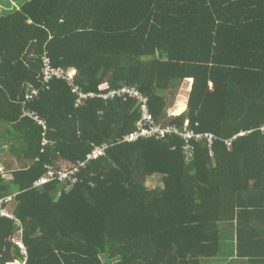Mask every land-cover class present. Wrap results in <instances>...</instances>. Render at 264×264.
I'll use <instances>...</instances> for the list:
<instances>
[{
	"label": "trees",
	"instance_id": "obj_1",
	"mask_svg": "<svg viewBox=\"0 0 264 264\" xmlns=\"http://www.w3.org/2000/svg\"><path fill=\"white\" fill-rule=\"evenodd\" d=\"M45 55L87 93L137 86L159 124L213 134V155L178 134L123 141L137 101L77 103ZM263 127L264 0H2L0 163L19 166L0 171V264H264ZM102 144L75 180L36 185Z\"/></svg>",
	"mask_w": 264,
	"mask_h": 264
},
{
	"label": "built area",
	"instance_id": "obj_2",
	"mask_svg": "<svg viewBox=\"0 0 264 264\" xmlns=\"http://www.w3.org/2000/svg\"><path fill=\"white\" fill-rule=\"evenodd\" d=\"M42 71L46 82H49L52 78L67 79L73 87V92L78 95L77 103H82L87 98L95 96H100L105 100H113L115 98H124L125 100H136L139 105L141 117L137 123L136 130L126 135L123 138V141L134 142L141 138H164L170 134H178L185 139L187 144V152H190V154L193 153L194 144L199 141L206 140L211 155H213L212 147L215 141V136L213 134L196 132L195 130L188 127V123L184 130H180L178 126L173 124H159L153 112L151 111L149 96L143 93L137 86L125 85L100 94L95 92L87 93L83 91L79 85L74 84L75 75L77 74V70L75 68L66 70L63 67L54 66L51 63V60L48 55H45L43 57ZM34 93L36 94V91H34ZM40 123H42V121H40ZM226 143L228 145L231 144L230 141H226ZM108 147V144L95 145L94 148L87 154L85 161H80L76 165L69 167L67 170L56 169L55 167L48 165L47 172L36 182V185L47 183L56 178L61 181L75 180L76 173L80 170V167L86 166V163L88 161L97 159L105 155L106 149ZM13 200L14 198L12 196H9L7 198H0V214L2 216L14 218L13 213L10 212L7 208V205ZM11 240L14 242L15 245H18L20 247L21 252L23 254L27 253V247L23 238V229L19 228L16 232H14L11 235Z\"/></svg>",
	"mask_w": 264,
	"mask_h": 264
},
{
	"label": "crops",
	"instance_id": "obj_3",
	"mask_svg": "<svg viewBox=\"0 0 264 264\" xmlns=\"http://www.w3.org/2000/svg\"><path fill=\"white\" fill-rule=\"evenodd\" d=\"M187 81H188L187 85L185 87L183 86L181 94H179V93L177 94V96L175 98V103H174L173 107L170 109V114L177 115V114H181L184 111H186V109L188 107L189 95H190V91L192 89V84H193L194 79L188 78ZM179 108H181L182 110L179 113H175L174 111L179 109ZM2 165L3 164L0 163V170L2 169ZM232 258H235L236 260H239V261H243L244 259H246V261H248L247 258L237 259L235 253L232 255ZM18 264H20V263H18Z\"/></svg>",
	"mask_w": 264,
	"mask_h": 264
},
{
	"label": "rangeland",
	"instance_id": "obj_4",
	"mask_svg": "<svg viewBox=\"0 0 264 264\" xmlns=\"http://www.w3.org/2000/svg\"><path fill=\"white\" fill-rule=\"evenodd\" d=\"M0 2L2 3V0H0ZM187 82H188L187 80L183 82L181 89L179 90V94H181L182 88H183V86L185 87L187 85ZM177 110H178L177 113H179L182 109L179 108ZM18 166H19L18 162L15 161V163L13 165L4 166V167L2 166V169L0 171L3 173L4 177L10 178L12 176L11 172H10L11 171L10 168H17ZM161 183H162V181H161V178L159 176H155L151 180L148 181V185L150 187L157 185V184H161Z\"/></svg>",
	"mask_w": 264,
	"mask_h": 264
},
{
	"label": "clouds",
	"instance_id": "obj_5",
	"mask_svg": "<svg viewBox=\"0 0 264 264\" xmlns=\"http://www.w3.org/2000/svg\"><path fill=\"white\" fill-rule=\"evenodd\" d=\"M99 94V93H98ZM26 245V244H25ZM19 262L20 264H25V262L24 261H20V260H16V261H14V262ZM14 262H10V263H8V264H11V263H14Z\"/></svg>",
	"mask_w": 264,
	"mask_h": 264
},
{
	"label": "bare ground",
	"instance_id": "obj_6",
	"mask_svg": "<svg viewBox=\"0 0 264 264\" xmlns=\"http://www.w3.org/2000/svg\"><path fill=\"white\" fill-rule=\"evenodd\" d=\"M178 110L174 111L175 113H177ZM67 170V169H66ZM12 264H18V263H12Z\"/></svg>",
	"mask_w": 264,
	"mask_h": 264
},
{
	"label": "water",
	"instance_id": "obj_7",
	"mask_svg": "<svg viewBox=\"0 0 264 264\" xmlns=\"http://www.w3.org/2000/svg\"><path fill=\"white\" fill-rule=\"evenodd\" d=\"M60 194H61V193L58 194L57 199H58V197L60 196Z\"/></svg>",
	"mask_w": 264,
	"mask_h": 264
}]
</instances>
